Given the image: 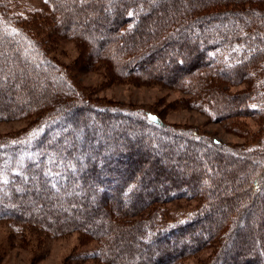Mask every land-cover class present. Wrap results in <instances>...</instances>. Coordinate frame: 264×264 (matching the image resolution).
I'll return each mask as SVG.
<instances>
[{"label": "trees", "instance_id": "1", "mask_svg": "<svg viewBox=\"0 0 264 264\" xmlns=\"http://www.w3.org/2000/svg\"><path fill=\"white\" fill-rule=\"evenodd\" d=\"M10 1L0 0V110L5 98L14 108L0 115L30 118L35 129L0 139V219L59 235L71 221L58 223V214L39 203L65 204L73 213L76 200L93 196L104 204L77 224L97 240L91 257L100 262L178 264L219 238L220 259L232 253L240 264H264V140L252 150L222 147L154 113L142 118L86 99L65 102L69 72L46 57L44 38L12 27ZM30 17L49 33L44 47L57 35L77 40L85 66L103 64L119 79L167 82L201 98L220 121L260 118L264 134V80L250 84L253 73L264 77V0H41ZM241 80L249 81L246 91L228 93ZM30 190L39 203L19 214ZM195 196L207 201L186 220L160 219L159 204ZM106 206L104 229L92 232L85 220ZM216 213L224 219L214 237L194 236ZM185 240L195 247L181 246ZM120 244L129 246L128 256Z\"/></svg>", "mask_w": 264, "mask_h": 264}, {"label": "rangeland", "instance_id": "2", "mask_svg": "<svg viewBox=\"0 0 264 264\" xmlns=\"http://www.w3.org/2000/svg\"><path fill=\"white\" fill-rule=\"evenodd\" d=\"M40 5L41 0H11L9 22L12 27L17 26L24 33H29L36 37L39 36L41 39L44 38V41L40 40L39 42L42 49H44L42 51L46 57L54 60L67 73L69 72L68 75L71 78L69 79L70 82H68L70 90L66 91L62 96L65 102H79L81 99H86L89 100L88 103L91 105L131 109V112L139 113L142 118H146V112L154 113L163 124L172 126L180 131H188L200 139L204 138L210 141V143L215 141L218 143L217 145L222 147L252 150L263 143L264 134L260 129L263 120L260 118L252 117L246 113L245 115H236L220 121L206 103L202 102L201 98L185 93L179 88L172 87L167 82H162L161 80L153 82L133 77L119 79L111 76L110 68L105 67L103 64L85 66L80 62L82 49L77 40L61 38L57 35V39L53 38L54 41L44 47L49 33L44 27L39 25L35 28V24L30 17ZM72 23L74 26H78L77 21ZM47 26L53 27L50 24ZM260 80H264L262 71L259 75L253 73L250 84L252 82L256 86ZM248 83L249 81L241 80L228 85V93L235 96L239 95L246 91ZM12 100L13 98H5L3 102L5 106L1 107L0 114H8L9 111L13 110ZM1 116L0 139L23 138V135L35 129L33 125H29L30 118H16L14 116L2 118ZM142 155L143 150H139L137 157H141V160L145 163L149 162L144 160ZM154 159L152 158V161ZM32 190L38 193L36 187ZM32 190L29 192L33 196L28 193L32 197H29L25 204L16 208L15 211L19 212V214L22 209L26 211V207L32 208L39 203L38 196ZM98 200L97 197L93 196L89 200H76L71 206L74 209L73 213L72 211L69 212L71 208L67 209L65 204L54 205L52 203L48 206L44 204L40 206L39 203V207H46L44 211L58 214V223L62 222V220L67 222L76 221V224H71L70 222L69 229L59 235L29 222L15 223L10 220L0 219V264H106L100 262L97 258L91 257V254L97 248V240L81 233L82 227L80 228L77 224L82 223L86 219L85 216L92 213L89 211L98 210V207L104 204ZM206 201L203 196L187 199L178 198L159 204L157 211L160 213L162 221L168 223L182 222ZM104 202L107 203L108 201ZM104 208H107V206L103 207L100 212L94 213L93 217L87 220L88 222L85 220L86 224L90 223L89 226L92 232L99 233L100 229H104V224H100L107 220L102 213ZM210 219V223H202L197 227L194 236L201 235L202 238L203 235L210 233L208 236L211 237L214 234L212 232L214 227L216 229L223 222L224 217L222 214L216 213L213 219ZM83 225L85 226V223ZM219 241L220 239L218 238V242L212 241L202 247L198 243V248L191 254L183 256L184 258L180 259L178 264H209L212 262L218 264L220 260L222 264H240V259L238 260L232 253L222 259L220 258L224 256L222 255L223 251L216 255ZM181 242L183 243L181 246H185L184 248L195 247L190 246L193 243L190 244L186 240ZM121 244H123V247L126 245L124 242H121ZM121 244L118 245V250H121L119 252L121 253L120 255L128 256L130 251L127 248L129 246L122 250ZM134 253L137 252L134 250ZM169 253L176 254L177 252L170 250ZM251 264H253V260ZM256 264H262V260H257Z\"/></svg>", "mask_w": 264, "mask_h": 264}, {"label": "bare ground", "instance_id": "3", "mask_svg": "<svg viewBox=\"0 0 264 264\" xmlns=\"http://www.w3.org/2000/svg\"><path fill=\"white\" fill-rule=\"evenodd\" d=\"M135 153V152H134ZM182 224V223H181ZM180 225V224H179ZM135 228V227H134ZM177 228V227H176ZM173 229H174V227H173ZM132 230V229H131ZM181 230V229H180ZM183 231V230H182ZM186 231V230H185ZM126 232V231H125ZM131 232V231H130ZM129 233V232H128ZM132 233V232H131ZM126 234V233H125ZM133 235V234H132ZM122 236H124V235H122ZM127 236H128V234H127ZM165 236V235H164ZM163 236V237H164ZM162 237V236H161ZM162 237V238H163ZM167 237V236H166ZM129 238V237H128ZM156 238V237H155ZM160 238V237H159ZM165 238V237H164ZM124 239V238H123ZM164 240V239H163ZM167 241V240H166ZM162 243V242H161ZM154 244H156L155 242H154ZM131 251V250H130ZM134 252V251H133ZM150 253V252H149ZM151 259H152V257H151ZM156 260V259H155ZM151 262V261H150ZM156 262V261H155ZM148 264V263H147Z\"/></svg>", "mask_w": 264, "mask_h": 264}]
</instances>
